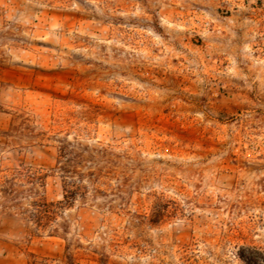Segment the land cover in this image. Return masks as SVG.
Returning a JSON list of instances; mask_svg holds the SVG:
<instances>
[{
	"label": "rangeland",
	"instance_id": "1",
	"mask_svg": "<svg viewBox=\"0 0 264 264\" xmlns=\"http://www.w3.org/2000/svg\"><path fill=\"white\" fill-rule=\"evenodd\" d=\"M59 139L97 196L66 241L0 210V264H264V0H0V175Z\"/></svg>",
	"mask_w": 264,
	"mask_h": 264
},
{
	"label": "trees",
	"instance_id": "2",
	"mask_svg": "<svg viewBox=\"0 0 264 264\" xmlns=\"http://www.w3.org/2000/svg\"><path fill=\"white\" fill-rule=\"evenodd\" d=\"M57 142V161L46 171L28 166L0 175V210L24 219L30 225V238L49 236L66 241L69 225L65 212L97 196L96 184L101 178L98 153L67 139ZM50 179L58 186V198L51 199L46 193Z\"/></svg>",
	"mask_w": 264,
	"mask_h": 264
}]
</instances>
